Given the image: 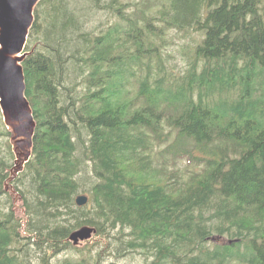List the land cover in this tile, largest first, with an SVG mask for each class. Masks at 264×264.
Here are the masks:
<instances>
[{"label": "trees", "instance_id": "trees-1", "mask_svg": "<svg viewBox=\"0 0 264 264\" xmlns=\"http://www.w3.org/2000/svg\"><path fill=\"white\" fill-rule=\"evenodd\" d=\"M26 47L27 220L0 124V264H51L81 225L105 243L62 264H264V0H40Z\"/></svg>", "mask_w": 264, "mask_h": 264}, {"label": "water", "instance_id": "water-1", "mask_svg": "<svg viewBox=\"0 0 264 264\" xmlns=\"http://www.w3.org/2000/svg\"><path fill=\"white\" fill-rule=\"evenodd\" d=\"M39 1L0 0V112L3 124L10 133L9 143L13 153V164L4 180V189L10 193L13 203L22 202L21 195L11 181L24 169L31 157L36 127L25 93L22 62L33 51H26L25 46L34 20V9ZM86 201L87 196L84 194L75 198V203L79 206ZM95 232V227L81 225L69 233L68 239L76 245L89 239Z\"/></svg>", "mask_w": 264, "mask_h": 264}, {"label": "rangeland", "instance_id": "rangeland-1", "mask_svg": "<svg viewBox=\"0 0 264 264\" xmlns=\"http://www.w3.org/2000/svg\"><path fill=\"white\" fill-rule=\"evenodd\" d=\"M109 12L108 10L104 11V16L107 15ZM168 39V38H166ZM191 38L187 36V38L179 37V35H176L172 39V41H166L164 43V47L162 46L164 53L163 56L165 57V54L168 52L170 55L168 56V59L166 60L167 65L173 67L175 71H180L184 68L186 65L187 59L189 58V48L187 47L185 49V52H183L180 49V44H183L187 41H190ZM169 40V39H168ZM29 50V49H27ZM162 50V51H163ZM0 124L4 125L2 122V116L0 113ZM10 136V135H9ZM9 136L7 137V140H9ZM14 201V200H13ZM14 210L16 216L20 218V220H25L24 212L21 210V203L20 201L13 203ZM12 209V206H11ZM25 221L22 222V225H24ZM80 227V226H79ZM78 228V227H76ZM74 228V229H76ZM73 229V230H74ZM102 243H105V237L104 234L101 237L91 236L90 239L86 241H82L78 245H73L70 241L71 246L65 249L64 251L56 254L51 258V264H62V261L66 258L72 261L77 260H84L89 262L96 261L95 259V253L97 252L96 246L102 245ZM120 255V254H119ZM32 262L34 264H37L39 262V259L36 256H32ZM101 264H145V261L139 254L129 253L128 255L122 257V256H113L111 254H107V256L101 261Z\"/></svg>", "mask_w": 264, "mask_h": 264}, {"label": "bare ground", "instance_id": "bare-ground-1", "mask_svg": "<svg viewBox=\"0 0 264 264\" xmlns=\"http://www.w3.org/2000/svg\"><path fill=\"white\" fill-rule=\"evenodd\" d=\"M93 31H94V30H93ZM27 38H28V37H27ZM25 49H27V47H25ZM30 106H31V104H30ZM31 108H32V107H31ZM241 110H242V109H241ZM35 120H36V119H35ZM35 128H36V127H35ZM34 134H35V132H34ZM33 138H34V136H33ZM71 149H72V148H71ZM73 150H74V149H73ZM11 151H12V150H11ZM31 157H32V156H31ZM12 164H13V163H12ZM25 165H26V164H25ZM13 181H14V180H13ZM3 182H4V181H3ZM13 183H14V182H13ZM13 186H14V185H13ZM71 192H72V191H71ZM71 192H70V193H71ZM20 194H21V193H20ZM81 194H83V193H81ZM78 195H79V194H78ZM87 201H88V200H87ZM87 201H86V202H87ZM108 209H109V208H108ZM106 211H107V210H106ZM118 247H119V246H118ZM45 262H46V261H45ZM47 262H48V261H47Z\"/></svg>", "mask_w": 264, "mask_h": 264}]
</instances>
